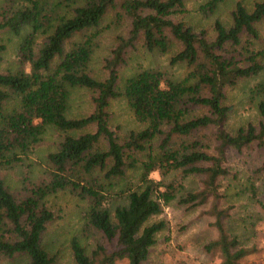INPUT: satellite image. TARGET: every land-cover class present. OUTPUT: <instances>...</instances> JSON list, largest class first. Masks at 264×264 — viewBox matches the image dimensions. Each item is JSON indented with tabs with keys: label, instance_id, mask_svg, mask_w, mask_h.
I'll list each match as a JSON object with an SVG mask.
<instances>
[{
	"label": "trees",
	"instance_id": "16d2710c",
	"mask_svg": "<svg viewBox=\"0 0 264 264\" xmlns=\"http://www.w3.org/2000/svg\"><path fill=\"white\" fill-rule=\"evenodd\" d=\"M189 1L2 0L0 34L19 43L16 65L0 68V169L22 163L50 127L60 140L40 176H25L16 193L0 177V263L55 264L45 242L55 221L47 201L68 192L86 203V226L101 239L87 252L73 238V264H150L156 236L166 228L153 218L175 200L187 209L212 200L216 237L206 250L218 253L220 264H250L255 248L225 224L230 208H220L218 189L229 154L256 150L259 166L246 191L251 200L264 198V0L250 8L238 1L229 26L215 19L210 28L188 21ZM225 1L206 0L200 15L213 16ZM108 20L124 33L98 78L90 62ZM139 47L169 55V65L186 75L145 69L120 85L129 53ZM5 50L0 38V62ZM250 80H257L248 95L257 101L259 121L229 131L227 94ZM73 89L91 93L85 116H67ZM120 97L143 128L121 135L111 127L109 106ZM131 172L134 184L127 181ZM187 177L201 186L182 194Z\"/></svg>",
	"mask_w": 264,
	"mask_h": 264
},
{
	"label": "rangeland",
	"instance_id": "374dc122",
	"mask_svg": "<svg viewBox=\"0 0 264 264\" xmlns=\"http://www.w3.org/2000/svg\"><path fill=\"white\" fill-rule=\"evenodd\" d=\"M206 0H190L187 6V19L198 27L210 28L215 19L221 20L225 25L231 23L230 12L239 1L247 8L257 0H226L221 3L213 16L203 18L199 13V6ZM2 0H0V4ZM124 33V27H114L105 22L98 29L96 47L90 62V69L95 77L103 75L102 65L108 57L115 38ZM6 45L0 68H12L16 65V50L19 43L18 37L7 39L8 34H0ZM145 69H157L167 72L171 77L183 78L186 70L181 66H170L169 55L146 52L141 47L129 53L128 63L120 73V85H123L128 77ZM257 82L250 80L241 83L227 94L226 104L232 107L228 117L227 130L235 131L247 124H256L259 121L257 101L248 95V90ZM91 93L85 89H73L69 100L68 117H81L91 110ZM111 113V127L121 135L131 130H139L144 127L139 123L124 98L113 100L109 106ZM60 140L59 132L48 128L42 141L39 142L22 163L10 169H0V177L5 186L16 193L25 176L36 179L40 176L45 156L55 150ZM260 155L256 150L242 154H229L227 163V175L220 180L218 194L221 196L219 205L221 209L230 208L229 217L225 224L229 230L239 236L241 243L248 248H255L253 254L247 259V263L264 264V198L258 194L251 200L246 191L250 187L249 177L254 168L259 166ZM42 164V165H41ZM131 184L137 182V172L129 173ZM177 174L180 181L181 173ZM156 176V175H154ZM181 182V181H180ZM185 193L190 189L201 186L199 179L194 177L184 178L182 181ZM48 206L55 213V221L50 226L45 238L47 249L55 256V264H73L70 242L73 238L90 252L101 242L100 235L95 230L86 226V203L78 197L68 193L59 192L48 198ZM212 200L207 204L187 209L179 206L177 201L165 206L160 215L153 220H163L166 228L157 234V242L150 253V264H220L221 257L214 251H207V242L216 237L213 227V217L210 212ZM0 264H24L20 260L2 261ZM116 264H126V261H118Z\"/></svg>",
	"mask_w": 264,
	"mask_h": 264
}]
</instances>
